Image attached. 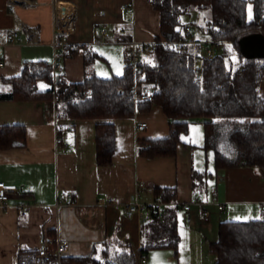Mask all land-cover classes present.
Listing matches in <instances>:
<instances>
[{
  "label": "crops",
  "instance_id": "1",
  "mask_svg": "<svg viewBox=\"0 0 264 264\" xmlns=\"http://www.w3.org/2000/svg\"><path fill=\"white\" fill-rule=\"evenodd\" d=\"M123 4L133 5L135 11L121 10ZM60 8L70 15L62 29L58 28ZM13 30L18 36L11 42L7 35ZM157 34L159 13L148 0H0V78L19 75L24 61L44 60L51 66L67 44H86L98 52L120 43L124 57L132 39L147 42ZM60 63L57 75L69 81L84 78L82 52ZM125 65H115L111 75L122 74ZM51 85L46 80L38 83L41 89ZM10 89L0 81V93ZM260 92L264 93V79ZM139 120L148 126L138 129ZM169 121L158 104L116 119L113 162L99 165L96 120L58 119L54 101L0 99V124L21 123L27 128L26 146L0 150V180L19 187L0 208V264H18L23 251L55 245L59 238L71 241L66 256L89 254L106 240L128 242L138 251L148 215L129 214L126 208L136 193L139 202L150 203L156 187L170 188L176 201L195 194L203 200V205L193 203L188 211L177 213V218L182 214L181 241L186 229L196 232L193 225L196 215L202 216V206L211 212L200 226L206 243L214 238L209 235L227 210L228 215L245 220L264 217V171L248 166L217 169L214 150L205 146V137L198 140L200 144L182 139L174 155L149 158L138 152V140L167 136ZM192 121L201 122L200 118ZM57 136L62 139L59 143ZM220 203L223 210L218 209Z\"/></svg>",
  "mask_w": 264,
  "mask_h": 264
},
{
  "label": "trees",
  "instance_id": "2",
  "mask_svg": "<svg viewBox=\"0 0 264 264\" xmlns=\"http://www.w3.org/2000/svg\"><path fill=\"white\" fill-rule=\"evenodd\" d=\"M159 13V34L155 49L141 61L136 75L130 64L120 75L101 76L91 70L101 55L86 44H67L63 59L83 53L85 76L69 81L62 74L54 79L53 69L44 60L24 61L22 72L1 77L11 89L0 93L1 100L54 101L58 119H94L96 161L113 162L116 149L115 120L161 106L169 117L165 137L138 140L137 150L149 158L174 155L189 124L200 118L205 146L214 150L217 169L248 166L264 171V57L242 53L240 38L250 33L264 35V0H148ZM248 4L253 15L248 17ZM197 10L204 24L185 22L183 16ZM210 39L219 48L213 58L200 60L201 72L194 71L193 46L177 47L186 36ZM237 55L233 62L230 55ZM229 60V61H227ZM228 62V63H227ZM50 82L41 89L38 83ZM138 80L154 90L153 100L136 99L131 89ZM55 83V84H54ZM55 85V86H54ZM239 123L238 126L228 127ZM27 145V128L21 123L0 124V150ZM210 174V173H208ZM168 187H156L155 195L165 201L174 199ZM142 243L135 251L128 242L106 240L94 245L86 255L64 256L63 264H145L141 256L153 248L170 247L178 253L181 235L174 208L162 216L152 213L142 224ZM215 255L213 264H264V217L221 220L218 237L209 242ZM21 264V263H18Z\"/></svg>",
  "mask_w": 264,
  "mask_h": 264
},
{
  "label": "built area",
  "instance_id": "3",
  "mask_svg": "<svg viewBox=\"0 0 264 264\" xmlns=\"http://www.w3.org/2000/svg\"><path fill=\"white\" fill-rule=\"evenodd\" d=\"M121 10L128 11L133 13L135 8L133 5L123 4L120 6ZM58 28L62 29L66 27V22L70 19V15L66 12L65 9H58ZM102 31L106 32V28L102 27ZM187 35L179 37V39L175 42L177 47L184 46L185 44L193 46L194 56L196 58L193 69L195 72H201L200 60L203 57L213 58L216 54H218L219 48L218 46L210 39H202L196 40L190 36L191 27L189 25L186 26ZM18 36V31L13 30L8 35L7 38L9 41H14ZM156 41H147V42H139L135 39L131 40L127 47L124 50V59L127 64H130L133 68V72L136 75L140 72L141 61L148 55L151 50L155 49ZM61 59L60 56L55 57V61L51 64L53 69L54 79L57 76L56 70L60 67ZM3 61L0 59V64ZM55 84V83H54ZM55 86V85H54ZM131 89L135 95V98L153 100L154 90L147 84L141 83L138 80L134 82ZM148 126V122L145 120L136 121V127L138 129H143ZM61 137L57 136V143L61 142ZM216 190L215 185L211 187V191L214 193ZM19 191V187L15 184H7L5 181L0 180V208H5L7 205V201L10 196ZM173 193V191H171ZM138 193L134 194L131 198V203L126 208L127 213H133L135 211H142L147 215L155 213L159 216H162L166 213L169 208H174L177 213L181 211H188L191 208L193 203H199L203 205V200L198 194L192 195L188 200L180 202L176 200L165 201L161 196L156 195L154 199L150 203H141L137 200ZM224 205L222 203L218 204V209L223 210ZM211 212L206 207L202 206V218L204 221H208L210 219ZM70 239L69 238H59L56 240L55 245H43L38 248L29 249L23 251L19 255L18 262L21 264H63V257L69 250L70 247ZM146 261V256H141V262Z\"/></svg>",
  "mask_w": 264,
  "mask_h": 264
},
{
  "label": "rangeland",
  "instance_id": "4",
  "mask_svg": "<svg viewBox=\"0 0 264 264\" xmlns=\"http://www.w3.org/2000/svg\"><path fill=\"white\" fill-rule=\"evenodd\" d=\"M253 15L252 5L248 4V17L251 18ZM202 13L200 14L197 10L191 11L190 13L183 16L185 22L193 23V26L196 24H204L206 19L202 17ZM99 49V48H98ZM98 53L102 56L97 59V61L92 64L91 70L95 71L97 74L101 76H111L112 69L115 70V65H122L124 66L125 59L123 57V46L120 43L116 44H108V48H100ZM233 62L237 61V55L232 54L229 57ZM61 61L63 60L62 56L60 55ZM60 61V62H61ZM229 61V60H227ZM112 63V67H110L109 63ZM228 63V62H227ZM115 72V71H113ZM239 123L231 124L229 128L238 126ZM193 140L195 144L198 140L204 139V129L203 124L200 121H192L189 124V131L187 133L182 134L183 140L188 139ZM212 149V148H209ZM211 151V150H210ZM211 153V152H210ZM210 155V154H209ZM210 159L211 155H210ZM212 161H210V166ZM229 210L224 215L225 218H233L237 220H245V217H237L239 215H228ZM230 216V217H226ZM196 223H194L193 229L196 232H188L190 229H186V234L182 236L181 246L179 247L178 253H175V250L170 247H162V248H153L147 253V261L145 264H213L215 261V255L209 248V240L213 241L216 240V236L218 235V225L214 227L212 235L214 238L207 239V243L205 242V234L202 230L201 223H204L202 216L200 217L199 214L196 215ZM178 221H182V214L178 215ZM197 231L199 233H197ZM197 233V234H195ZM189 249V252H188ZM193 256H192V254ZM153 255V258L152 256ZM154 262V263H153Z\"/></svg>",
  "mask_w": 264,
  "mask_h": 264
},
{
  "label": "water",
  "instance_id": "5",
  "mask_svg": "<svg viewBox=\"0 0 264 264\" xmlns=\"http://www.w3.org/2000/svg\"><path fill=\"white\" fill-rule=\"evenodd\" d=\"M242 53L249 57H264V35L262 33H250L240 38Z\"/></svg>",
  "mask_w": 264,
  "mask_h": 264
}]
</instances>
